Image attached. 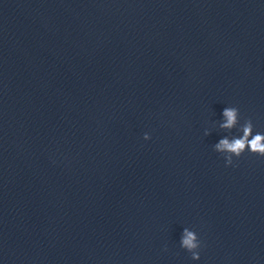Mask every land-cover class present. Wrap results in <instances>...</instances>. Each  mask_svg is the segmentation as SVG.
Segmentation results:
<instances>
[{
  "label": "water",
  "instance_id": "95a60500",
  "mask_svg": "<svg viewBox=\"0 0 264 264\" xmlns=\"http://www.w3.org/2000/svg\"><path fill=\"white\" fill-rule=\"evenodd\" d=\"M226 106L264 132V0H0V264H264Z\"/></svg>",
  "mask_w": 264,
  "mask_h": 264
},
{
  "label": "clouds",
  "instance_id": "9594fccd",
  "mask_svg": "<svg viewBox=\"0 0 264 264\" xmlns=\"http://www.w3.org/2000/svg\"><path fill=\"white\" fill-rule=\"evenodd\" d=\"M220 116L222 122L219 123V128L230 135L220 138L213 145V151L223 157L225 167L234 166V158L239 159L245 152L264 157V132H254L250 119L241 123L237 107L226 106ZM233 129L236 130L235 135L231 134ZM204 135H209V132L205 131ZM143 139L149 140V134L145 133ZM179 246L191 254L193 261L200 260L201 242L195 231L184 228L180 235Z\"/></svg>",
  "mask_w": 264,
  "mask_h": 264
}]
</instances>
